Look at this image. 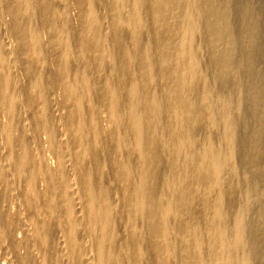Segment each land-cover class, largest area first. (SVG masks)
<instances>
[{"label":"bare ground","instance_id":"bare-ground-1","mask_svg":"<svg viewBox=\"0 0 264 264\" xmlns=\"http://www.w3.org/2000/svg\"><path fill=\"white\" fill-rule=\"evenodd\" d=\"M73 1L78 10V26L74 31L77 49L90 65L95 76L93 78L95 90L99 94L98 101H91L83 113L78 108L79 100L73 94L75 89L68 80V66L66 67L65 60L57 50L59 34L55 17L53 18L57 0H37L34 6L48 31L47 52L52 56L51 73L64 94L67 134L72 143L70 151L72 176L68 177L61 168H57L47 177L51 190L45 195L54 201L53 209L63 221L68 222L75 198L69 186L74 185L80 195L82 194L79 200L91 221L89 232L95 242L103 243L101 253L98 251L96 254L97 264H117L114 252L122 235L128 238V249L125 250H128L132 257L131 264H140L146 259L141 255L139 238L144 239L149 246V252L152 254L150 263L169 264L165 235L173 226L182 235L177 248L181 253L177 258L178 264H233L236 259L235 252L233 248L228 249L223 242L220 226L225 221L233 225L237 220L230 212L241 199L237 194L238 176L235 172V162L231 158L223 157L214 149L200 150L197 147L199 133L203 126L208 124L210 115L207 113L210 98L206 90L211 88L217 97L223 95L227 90L224 89L225 86H228L233 94L240 98L239 106L230 109L236 126L234 145L240 150L239 161L258 177V184L253 187L248 185L251 175L245 176L247 198L252 201L242 205L245 226L254 234V239L248 253L245 251L246 247L240 245L237 252L244 259L247 255L252 257L256 264H264V17H259L256 13L253 0H134L137 1V6L128 11L131 19L130 42L123 32L125 21L115 9L119 0H109L107 13L109 30L106 29L108 32L99 27L92 12V0ZM29 2L5 0L6 12L11 18L10 31L17 40L14 52L22 60L25 70H31L35 60L39 58V53L34 47L38 35L33 34L34 32L28 28ZM234 9L238 19L236 27L233 22ZM195 14L198 16L196 20L193 18ZM197 28L204 31L214 84H206L205 69L203 71L199 64L196 50L198 39L195 35ZM143 29H146L147 35ZM236 35H239L240 42ZM107 40L111 42L109 49L105 45ZM80 53L78 54L81 55ZM108 59H113L111 68L105 65ZM110 71L115 74L112 83L107 81V73ZM209 76L212 77V74ZM7 80L0 63V107L7 106L9 120L7 134L13 137L17 127L16 103L10 97ZM111 85H116L120 90L117 99L109 95ZM25 92L29 101H40L39 94H31L27 90ZM119 101L122 103L120 110L116 108ZM97 104L105 108L111 122V126L103 132L97 124ZM119 116L122 119L123 134L127 139L126 148L130 152L126 159L119 153L122 140L121 131L116 124ZM158 118L164 123L163 135L167 137L164 143L159 136ZM82 120L86 121L92 135H100L105 139L112 159L110 161L116 163L113 164V168H109L111 165H108L110 162L107 161L105 172L113 178L121 194V209L128 222L123 229L109 222L112 217L108 191L113 185L110 181L112 179L104 174L100 154L89 153L85 145V134L83 135L80 127ZM11 142L17 145L16 138H12ZM232 148L229 146V149ZM54 151L58 152V149L55 147ZM134 152L138 153L140 177H134V174L125 167L126 161L135 158L136 154L131 155ZM23 160L19 157L18 163L22 164ZM167 173L170 174L169 181L164 177ZM1 185L0 200L7 201L11 194L9 182L3 178ZM168 185L174 189L175 205L164 210L159 192ZM31 199L32 196L26 200ZM95 200L99 203L97 207L104 217L100 233H97L94 221V210L97 208L93 203ZM219 202L224 204L222 210L219 209ZM196 204L201 206L200 210H194ZM138 205L141 207L139 223L144 228L141 233L137 231L138 224L135 221V209ZM49 212H52L51 208ZM1 216H3V220H0L1 229L4 228L9 241L15 243V230L20 221L18 218L9 217L5 211ZM195 225H200L203 244L208 248L203 259L191 232ZM65 231L68 233L66 242L73 254V263L84 264L76 252L75 230L68 224ZM52 232L53 226L50 229V233ZM236 233L237 231L233 229L231 234ZM120 239L122 241V238ZM23 244L24 251L18 259L20 264H36L31 258L30 245L27 242Z\"/></svg>","mask_w":264,"mask_h":264},{"label":"rangeland","instance_id":"rangeland-1","mask_svg":"<svg viewBox=\"0 0 264 264\" xmlns=\"http://www.w3.org/2000/svg\"><path fill=\"white\" fill-rule=\"evenodd\" d=\"M28 2L30 6L28 12V28L32 33L34 32L33 34L37 33L36 35H38V38H36V41L34 43V47L39 53V58L35 60L34 67L31 70L24 69L22 65V60L19 59L18 55L14 52V48L17 45V40L16 37L10 31L11 18L10 15L6 12L7 5L5 3V0H0V63L4 76L8 79L7 82H9L7 83V88L10 92V97L16 103L15 108L17 117L15 120L17 125L16 130L13 133V137H9L7 134V128L9 125V120L7 118L6 111L7 106L5 105L4 107H0V189L2 187V180L4 178L6 179V181L9 182L11 191L10 197L7 201L0 200V220H3V216H1V214L5 211L9 215V217L18 218V220L20 221V225L15 230V243H11L9 241L7 232L4 228H2V230L0 226V264H20L18 259L19 255L22 254L24 251V242H27L30 245L31 258L36 264H74L73 254L72 252H70L66 242L68 233L67 231H65V226L68 224L76 232V252H78V256L83 260V263L97 264L96 259H98V257L96 256V254L98 251L101 253L103 243L99 241L95 242L93 236L89 232V226L91 225V221L87 217V211L85 207L80 203L79 200V197H81L82 194L80 195L74 185L69 186L71 188L69 189L73 195V198H75L73 200L74 203L70 211L71 216L68 222L63 221L60 218L58 212L53 209L54 201L52 202V199L45 195V193H48L51 190L47 182V177L51 174V172H53L54 169L61 168L63 172L67 174L68 177L72 176V170L70 169V151L72 148V143L70 142L67 134V122L65 120L67 109L63 105L64 94L63 91L59 88L57 82L55 81L51 73L52 56L47 52L48 31L44 27L41 15L36 10V7L34 8V6H36L37 0H28ZM109 4V0H92V12L95 14L99 27H101L102 29L104 28L103 30H105V32H108L109 30V20L107 19V13L110 6ZM137 4V1L134 0H119L118 5L115 6V9L118 11L119 14L122 15L125 21V27L123 32L125 33V36L129 42L132 41V36L129 28V22L131 20L129 12L130 8L137 6ZM253 4L254 9L259 15V17H264V0H253ZM233 14V22L234 26L236 27L238 23L236 9L233 10ZM53 18L56 22L57 32L59 34L57 50L61 57L65 60L66 67L68 66V80L75 89L73 94L79 100L78 108L83 113L85 108L91 101H98L99 94L95 90L93 82V78H95V76L91 72L90 65L87 63L84 56L80 53L79 49H77L78 43L76 37L74 36V31L78 26V10L74 4V1L57 0V5L53 11ZM193 18L196 20L198 18L197 14H195ZM106 29L108 30L106 31ZM143 32L146 34V29H143ZM195 35H197L196 38L198 39L196 50L199 55V64L203 71L205 69L204 72L206 74V84H214L213 68L209 55V48L204 41V31L200 28H197L195 31ZM236 38L237 40H239V42L241 41L239 35H236ZM110 44L111 42H109L108 40L105 42V45L108 46V49L110 48ZM9 49H11L12 51H10ZM78 53H80L81 55H79ZM105 65L107 68H111V66H113V59L106 60ZM207 72L209 73V75L212 74V77L209 76ZM114 79L115 74L112 71L108 72L107 81L109 83H112ZM224 89H227L224 91V94L217 97L213 94V90L211 88L206 90V94L210 98L209 104L207 105V113L208 115H210L208 116V124L204 125L205 127L203 126V130H201V132L199 133L200 136L198 137L197 147L200 150L206 148L214 149L218 151L219 154L223 155V157L231 158L235 162V172L238 176L237 194L241 196V202L237 201V206L235 204V206L230 211L231 214H234L237 217L236 223L232 225L225 221L223 224H221L220 228L223 238L222 240L228 249L233 248L235 252L236 259L233 264H256L253 258L250 256L248 257L247 255H245L246 259L242 258V255L237 252V248L239 245L244 248L246 247L245 251L246 253H248L254 239V234L250 233V231H248L245 226V216L242 212V205L250 203L252 201V199L247 198L248 188L246 187L245 176L251 175V178H249L248 180V185L250 184L253 187L258 184V177L253 174L249 169H246V167L240 164V150L238 148H235L234 145L236 142L234 137L236 133V126L233 122V117L230 114V109L239 106L240 98L235 96L232 90L228 88V86H225ZM26 90L29 91L31 94H39L38 100L40 101H29L25 92ZM118 93L120 94L119 88L116 87V85H111L109 95L113 99H117L119 97ZM22 98H24L25 100H22ZM118 104H116V108L120 110V108L122 107V103L119 101ZM96 106V119L98 118L97 124L101 129L99 130L103 132L111 126V122L108 119L105 108L100 104H97ZM85 122L86 121L82 120V122L80 123L81 131L83 135L85 134V145L87 146L88 151H90L89 153L95 155V153L98 152V154H100V156L102 157L103 164L101 166L103 167L104 174L108 176V172H105L107 169V161L110 162L108 163V165H111L109 166V168H113V164L116 165V163H112L110 161L112 159H110V152L105 139L102 138L100 135H92L90 132V128L87 127L88 125ZM116 124L118 125L119 131H121L120 140L122 139L120 142L119 153L121 154V157L123 159H126L130 156V152L128 148H126L125 144V141H127V139H125L126 136L125 134H123L121 116L117 118ZM157 127H160V129L158 128V131L161 141L165 142L167 140V137L163 135L164 123L161 118L157 119ZM12 138H16L17 145H13V143L11 142ZM229 146L233 148L229 149ZM55 147L56 149H58V152L54 151ZM66 147L68 148L66 149ZM131 155H135V158H133L131 161H126L125 167H127L131 171V173L134 174V177H140L139 175L141 168L138 164V153L134 152ZM19 157H22L24 159L22 164L18 163ZM108 177L109 179H112L110 180L111 185H114H112L111 189L108 191L110 192L108 194L110 197L109 200L111 204L110 215L112 217L109 222L113 226L120 227L119 229H123V227L128 225V222L124 218L121 209V194L115 186L113 178H111L110 176ZM164 177L168 181L170 180V174H164ZM159 194L161 196V205L163 206L164 210L169 208L168 206L173 207V205H175L174 189L171 185H168L167 187L161 189ZM30 196H32L31 201H27L26 199H28ZM95 201L93 202L94 206H99V203ZM194 206V210L201 209V206L198 204ZM218 206L219 209L222 210L224 204L219 202ZM49 208L52 209L51 213L49 212ZM140 217L141 207L138 205L135 209V221L138 224L137 231L141 233L144 231V228L143 225L139 223ZM57 218L59 221L57 220ZM103 219L104 217L97 207L96 210H94V221L96 224L95 227L98 230L97 233L102 232L101 225ZM96 221L98 224L96 223ZM52 226L53 232L50 233V229L52 228ZM174 228V226L172 228L170 227L169 231L165 235V240L168 243L167 257L169 259V264H178L177 258H179L181 254L177 248L180 244L182 235L176 228L174 230ZM233 229L237 231L236 235L231 234L233 232ZM201 231L202 229L200 225H195L192 228L191 232L193 234L194 240L198 243V247L201 250V256L203 259V256H206L208 248H206L203 244L204 242ZM225 235L227 236L225 237ZM120 238H122V241ZM120 238L118 240L117 250H115L114 252L115 261L117 264H131L132 257L128 253V250H125L128 249V238H126L125 235H122ZM63 241L65 243H63ZM138 244L141 250V255L146 258L145 260L141 261L140 264H152L150 263V260L152 259V254L149 252V246L147 242L144 239L139 238ZM87 254H89V256ZM66 261L69 263H67Z\"/></svg>","mask_w":264,"mask_h":264}]
</instances>
